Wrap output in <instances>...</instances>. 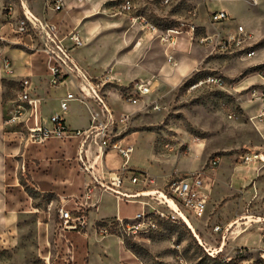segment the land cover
Wrapping results in <instances>:
<instances>
[{"label": "rangeland", "instance_id": "1", "mask_svg": "<svg viewBox=\"0 0 264 264\" xmlns=\"http://www.w3.org/2000/svg\"><path fill=\"white\" fill-rule=\"evenodd\" d=\"M18 1L0 0V10L8 4L18 7ZM64 1H67L68 12L55 17L72 15L78 18L83 45L75 49L76 57L82 54L78 58L80 63L95 78H109L110 81L102 82V90L111 98L117 115L125 111L131 113L124 134L134 143L133 157L137 161H131L130 165L145 169L156 178V184L149 189L169 192V182L189 176L190 172L208 171L214 181L207 211L202 219L192 220L198 235L209 243L208 248L216 246L222 235V231H213L215 225L224 229L233 221L247 222L244 216L264 218V154L251 176L240 180L238 175L244 173V165L248 164L241 161L240 155L254 152L256 145L264 147V129L259 131L250 119L244 105L249 101L245 92L233 89L234 86L241 89L252 84L248 79L257 76L251 68L255 58H244L234 45L227 50H215L199 41L207 34H217L219 39L234 33L235 22H211V13L224 6L247 30L258 31L260 36L253 33L264 38V2L253 5L236 0H130L132 8L127 10L125 0H83L81 4L77 0ZM45 2L47 0H34L31 6L40 11ZM52 3L53 0H49L48 5ZM137 15H144L162 30L181 27L182 23L195 25L194 42L191 44L183 38L192 46L191 54L186 48L182 50L191 65L180 71L182 55H179L178 67L170 65L160 39L146 34L140 24L133 22L132 17ZM46 61L44 54L35 55L36 75H48ZM208 74H221L235 85L226 88L212 85L192 87L198 78ZM152 79L156 81V87L146 96V106L121 102L120 97L127 90V85L137 80ZM16 88V84L5 82L6 100L15 97ZM55 105L54 108L59 110V102ZM255 107L252 103L251 109ZM84 112L87 114L83 104L71 102L66 115L69 114L68 121L72 126L83 121L80 117ZM76 142L62 145L64 143L58 139L50 140L54 147L69 148ZM41 152L30 150L27 155L29 158L42 157ZM217 154L221 156V162L216 168H211L210 160ZM17 159L21 163V158ZM20 163L16 173L19 179L17 188L23 187L27 195L34 197L36 191L27 181L29 175L25 176L26 171ZM15 167L17 163L11 167L13 173L16 172ZM236 167H239L238 173ZM109 204L110 200L104 194L102 205ZM123 209L129 218H133L142 207L139 203L123 202ZM235 225L232 229L236 231L245 226L235 229ZM235 236L227 233V250L220 253L221 257L234 256L235 245L257 248L259 225H251L238 239L236 237L237 240ZM124 245L145 264H223L207 253L181 219L165 220L149 233L127 236ZM9 256L3 255L2 264H24Z\"/></svg>", "mask_w": 264, "mask_h": 264}, {"label": "built area", "instance_id": "2", "mask_svg": "<svg viewBox=\"0 0 264 264\" xmlns=\"http://www.w3.org/2000/svg\"><path fill=\"white\" fill-rule=\"evenodd\" d=\"M236 1H245L253 5H259L260 1L264 2V0ZM124 7L130 10L132 8L131 1L125 0ZM19 8V13L12 4L4 8L6 15L14 19V33L20 39L23 37L30 39L28 45L22 40L19 43L29 47L33 52L44 54L47 57L49 89L66 88V91L59 97V113L50 114L48 116L50 125H46L43 122L41 107L49 99V96L42 94L41 86L31 77L22 79L17 85L15 97L6 100L8 106L6 107L4 126L13 141L24 148L32 147L34 149L51 139H58L62 142L77 141V158L80 162V169L84 174H88L90 182L85 183L84 201L81 202L75 198L76 209L69 210L64 205L57 208V235L70 247L69 253H73L71 248L73 244L67 238L66 233L69 231L83 232L87 229L88 210L95 205L89 203L88 200L92 199L95 189L111 192L121 201H136L141 204L142 210L137 212L133 218L117 217L114 220L94 225L98 234L102 236L116 235L123 244L127 236L149 233L157 229L159 223L165 220L181 219L184 221L182 215H185L191 222L192 219H202L206 214L213 188L212 175L206 170H201L190 172L189 176L169 182L167 184L169 192L163 193L174 203L176 209L163 202L157 195H145L147 192L158 189H149V186L156 184V178L151 173L129 166L130 156L135 146L127 138L128 135L124 134V131L131 119V113L125 111L117 115L102 90V82L110 81L109 78L90 76L75 59L74 49L83 44V39L77 29L63 32L59 23L32 11L27 0H20ZM65 8L64 0H55L52 7L55 11ZM132 20L134 23L140 24L141 28L151 36H157L160 39L168 61L173 65L177 64L175 60L176 48L186 40L192 44L196 38V26L193 24L182 23L181 27L162 30L148 21L144 15L133 16ZM211 22H234V17L226 9L214 10L211 13ZM183 38L187 39L183 41ZM1 39L4 40L3 37ZM216 39L217 42H215ZM199 41L212 46L215 50L217 48L227 50L228 47L234 45L244 58L261 59L259 62L251 64L252 70L262 80L258 84H250L240 89L221 74H208L198 78L192 87L212 85L226 88L234 86V91L245 92L249 101L259 104L257 113L250 116V119L252 121L262 120L264 117V38H258L253 32L247 30L245 25L237 23L234 33L226 35L225 38L218 39L217 34H207L200 37ZM4 67L8 73H11L9 59L4 60ZM126 87L127 90L121 97L125 102L132 106H146L145 98L154 91L156 81L137 80ZM47 94L49 93L47 92ZM73 101L80 102L86 108L88 125L84 128H72L66 120L65 114ZM109 152H115L123 158L121 168L113 170L104 167V156ZM263 154L264 150L257 149L254 152L240 155V158L241 161L249 163L260 161ZM221 159L219 154L213 156L209 163L210 167L216 168ZM23 168L25 170L24 166ZM126 183L139 185L140 189L124 190ZM161 206L170 211H165ZM258 219L235 225V229L245 225L240 231L232 229L235 221L229 223L224 229L221 225H215L213 231L216 233L222 231V235L217 241L218 244L214 247L209 246V248L207 247L209 243L200 239V234L197 236L195 231L191 227L189 228L207 253L213 258L221 260L223 264H230L231 261L233 264H264V218L258 217ZM254 223L259 225L258 247L239 246L235 249L234 256L221 257L220 253L227 244V233L231 236L236 235L234 238L236 239L242 231ZM212 249L220 251L214 253Z\"/></svg>", "mask_w": 264, "mask_h": 264}, {"label": "crops", "instance_id": "3", "mask_svg": "<svg viewBox=\"0 0 264 264\" xmlns=\"http://www.w3.org/2000/svg\"><path fill=\"white\" fill-rule=\"evenodd\" d=\"M31 1L34 0H27L32 11L38 15H45L49 20L59 23L63 32L74 28L78 31L79 23L77 17L72 15H69L68 18L55 17L60 13L68 12L66 8L61 11L53 10L52 7L55 0L49 5V0H47V2H45L46 5L43 6L40 11L31 6ZM64 2L66 7L67 1ZM77 3L81 4L82 1L80 2L77 0ZM19 4L17 3L18 7H15L17 12L20 10ZM47 5L49 8H47ZM221 9H226L230 15L234 17V22L240 23L227 6L217 10ZM13 26L14 19L9 18L4 9L0 10V264L3 262L2 258L4 254H10L11 259L23 261L24 264H145L133 253V251L123 244L118 236H102L95 231L94 225L96 223L111 221L117 217L129 218L128 214L125 213L123 209V202L139 203L136 201H121L115 194L108 191L95 189L92 199L88 200L89 203L95 205L88 210L87 229L83 232L69 231L66 233L67 238L73 244L71 247L73 250L72 254L69 253L70 247L66 245L62 238L58 237L56 231L57 208L60 205H64L66 209H76L75 198H78L81 202L84 201L85 183L90 182V179L88 174H84L80 169V162L77 158V142L76 144L73 143V146L68 148V146L62 147L61 145H59V147H54V144H51L49 140L35 150L32 147L24 148L18 145V143L13 141L11 135L7 133L4 126V117L6 114V107L8 106L5 99V81H12L18 85L22 79L31 77L41 86L42 94L49 96V99L43 103L41 107L43 122L46 125H50L48 122V116L50 114L59 113L60 110L54 107L56 106V102H59V97L66 91V88L50 90L48 87V75H36L34 58L35 55L40 53L33 52L29 47L20 44L19 42L22 40L28 45L30 39L27 37L20 39L19 36L14 33ZM253 32L257 33V36H260V32ZM145 33L151 35L146 31ZM80 36L83 39L81 34ZM1 37H3L4 40H2ZM188 45L189 44L184 42L176 48V65L168 61L170 65L178 67L179 55H182L181 59L183 62L180 71H184L191 65L188 57L184 56L182 53L183 48H186L187 52L190 54L192 53V46ZM81 56L82 54L80 57H76L74 49L75 59L84 68L78 59L81 58ZM5 59H9L11 62V73L5 70ZM260 60L261 59L257 58L254 63ZM85 70L87 71V69ZM88 74L92 76L89 72ZM248 81L252 84H258L262 80L257 75L248 79ZM47 92L49 94H47ZM106 97L111 104V98L108 95ZM120 99L121 102H125L121 97ZM252 103L254 102L247 101L244 105L247 113L254 116L258 111L259 104L255 103V109H251ZM111 105L113 106V103ZM48 107L53 109H49L48 111ZM68 115L69 114H65V117L72 128H84L88 125V116L86 112L81 113L80 118L83 121L75 126H72L71 122L68 121ZM84 115L86 118L83 117ZM253 122L259 131L264 129V117L260 121L253 120ZM63 143L62 145H71V142ZM261 148L264 150V147L259 145L254 147L255 151ZM30 150H41L43 156L29 158L27 153ZM133 155L132 153L130 156L129 166L134 169L146 171L145 169L130 165L131 161H137L136 157L134 158ZM17 157L21 158V163ZM258 162L259 161H252L244 165L246 166L244 173L238 174L240 180H245L247 177L251 176ZM16 163V172L13 173L11 167ZM18 163L25 166V176L27 177V175H29V180L27 181L31 182V187L36 191V196L31 197L27 195L28 192L23 187L21 189L17 188L19 182L17 177L18 174H16ZM122 163L123 158L115 152H109L104 156V167L106 169L115 170L121 168ZM238 169L239 167H236V173H238ZM132 186L133 185L126 183L124 190L135 191L140 189L139 186L135 188ZM104 194H107L110 200L109 205H102ZM106 210L107 213H103ZM240 235L237 236V239ZM214 245L215 244H213V246ZM225 247L222 249V252L227 250ZM233 247L237 248L239 246L235 245Z\"/></svg>", "mask_w": 264, "mask_h": 264}, {"label": "bare ground", "instance_id": "4", "mask_svg": "<svg viewBox=\"0 0 264 264\" xmlns=\"http://www.w3.org/2000/svg\"><path fill=\"white\" fill-rule=\"evenodd\" d=\"M147 194H150V195H157V197L159 198V199H161L163 202H165V203H168V204H170L173 208H175L176 209V206L174 205V203L161 191H158V190H152V191H150V192H147L145 195H147ZM183 216V219H184V221L186 222V224L189 226V227H191L194 231H195V233H196V235L198 236V234H197V232H196V230H195V228H194V225H193V223L191 222V220H189L185 215H182ZM243 219H245L247 222H249V221H251V222H253L254 220H259L258 219V217L257 218H251L250 216H244L243 217ZM235 224H238V225H240V224H243V223H238V221H235L234 223H233V226L235 225ZM248 229H246L245 231H247ZM245 231H242V232H245ZM242 232L240 233V234H242ZM239 234V235H240ZM238 235V236H239ZM201 239V238H200ZM218 251H220L219 249H213V252L215 253V252H218Z\"/></svg>", "mask_w": 264, "mask_h": 264}, {"label": "trees", "instance_id": "5", "mask_svg": "<svg viewBox=\"0 0 264 264\" xmlns=\"http://www.w3.org/2000/svg\"><path fill=\"white\" fill-rule=\"evenodd\" d=\"M206 76V75H205ZM5 82H8V83H10V84H16V86H17V83H15V82H12V81H5ZM214 259H218V258H214Z\"/></svg>", "mask_w": 264, "mask_h": 264}]
</instances>
